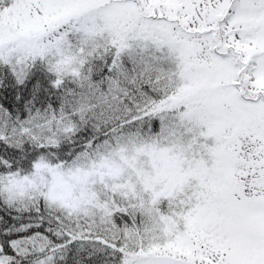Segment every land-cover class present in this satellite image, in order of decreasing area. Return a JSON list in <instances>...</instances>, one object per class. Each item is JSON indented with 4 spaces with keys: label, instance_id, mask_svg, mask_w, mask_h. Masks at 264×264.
I'll list each match as a JSON object with an SVG mask.
<instances>
[{
    "label": "snow or ice",
    "instance_id": "obj_1",
    "mask_svg": "<svg viewBox=\"0 0 264 264\" xmlns=\"http://www.w3.org/2000/svg\"><path fill=\"white\" fill-rule=\"evenodd\" d=\"M0 264H264V0H0Z\"/></svg>",
    "mask_w": 264,
    "mask_h": 264
}]
</instances>
